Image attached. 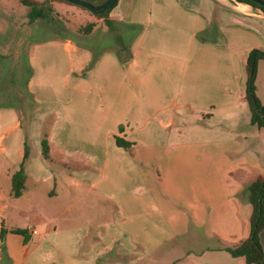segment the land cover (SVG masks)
<instances>
[{
  "label": "crops",
  "instance_id": "1",
  "mask_svg": "<svg viewBox=\"0 0 264 264\" xmlns=\"http://www.w3.org/2000/svg\"><path fill=\"white\" fill-rule=\"evenodd\" d=\"M42 3L71 33L95 30L34 44L27 133L0 107V264H246L226 250L250 235L245 191L264 173V131L245 100L264 14L235 0H118L107 27L66 2ZM103 25L115 39L98 37ZM255 85L264 105V60ZM259 239L264 251V231Z\"/></svg>",
  "mask_w": 264,
  "mask_h": 264
},
{
  "label": "trees",
  "instance_id": "2",
  "mask_svg": "<svg viewBox=\"0 0 264 264\" xmlns=\"http://www.w3.org/2000/svg\"><path fill=\"white\" fill-rule=\"evenodd\" d=\"M52 1L64 2L62 0ZM84 1L97 6L104 3L106 0ZM235 1L258 9L264 14V7H261L250 0ZM117 2L118 0H116L115 4L110 9L91 14L99 19H104V23L107 27H112V23L106 18L109 12L116 6ZM21 3L29 8L27 13L29 24H33L38 20L48 19L52 13V9L47 3H38L34 0H21ZM93 28V24H87L83 27L80 33L88 35L93 31ZM198 37L199 39H202V35H198ZM120 41L121 39L119 38V42ZM21 47L22 46L19 47V51L17 50L18 53L20 52ZM124 52L125 47L121 44L120 50H117V54L119 55L121 61L124 60ZM10 56H13V52H4V47L0 43V107L15 109L21 121V128L25 131V133H27L31 115L37 108L36 101L34 100L32 94L28 91V83L33 75V70L29 63V54H26L25 57L23 56L25 62L22 63V65H15L13 69L4 70L5 60H7ZM260 60H264V51L259 49L251 50L245 64V100L251 115V124L256 125L264 131V105L260 102L256 95L255 85L257 64ZM94 61L95 58L93 59V62ZM115 143L117 147L121 148H128L130 146L129 143L120 138H115ZM41 149L43 158L45 160L48 159L49 145L46 134H43ZM29 158L28 147H26L25 142V152L22 163L19 170L11 177V195L14 198H19L25 188V181L27 178L25 174V165ZM245 192L247 194L248 201L252 206V214L250 217V235L235 248L227 249L226 251L234 258H244L246 264H264V251L259 239L260 233L264 231V173L251 183L246 188ZM12 232L27 238L26 230L14 229ZM5 233L6 231L2 228L0 232L1 243H3Z\"/></svg>",
  "mask_w": 264,
  "mask_h": 264
},
{
  "label": "rangeland",
  "instance_id": "3",
  "mask_svg": "<svg viewBox=\"0 0 264 264\" xmlns=\"http://www.w3.org/2000/svg\"><path fill=\"white\" fill-rule=\"evenodd\" d=\"M38 3H42L43 0H34ZM10 9L0 7V43L4 47V52L11 51L13 56H10L5 60V69H13L15 65L20 66L25 62L23 56L28 55L33 48L34 44L39 42L58 39L62 37H70L78 41H84L83 33H80L87 24L83 25L75 33H71L67 30L69 22L65 17L55 10H52L50 17L45 20H38L33 24H29L27 13L29 8L24 6L20 1H13L10 3ZM80 9V8H79ZM54 11V12H53ZM86 11V10H84ZM95 30V29H94ZM93 30V31H94ZM73 32V30H71ZM98 37H101L104 32L107 35H111L115 39V32L105 25L99 26L96 29ZM104 31V32H103ZM111 38H106L105 41H101L100 49L108 46ZM98 43H96L97 45ZM21 47L20 52L19 47ZM31 143V142H30Z\"/></svg>",
  "mask_w": 264,
  "mask_h": 264
},
{
  "label": "water",
  "instance_id": "4",
  "mask_svg": "<svg viewBox=\"0 0 264 264\" xmlns=\"http://www.w3.org/2000/svg\"><path fill=\"white\" fill-rule=\"evenodd\" d=\"M68 4L74 5L76 7L85 9L87 11H89L90 13H96V12H101L107 9H110L113 7V5L115 4L116 0H106L104 3L100 4V5H91L87 2H85L84 0H62ZM258 5H260L261 7H264V1L263 0H250Z\"/></svg>",
  "mask_w": 264,
  "mask_h": 264
},
{
  "label": "built area",
  "instance_id": "5",
  "mask_svg": "<svg viewBox=\"0 0 264 264\" xmlns=\"http://www.w3.org/2000/svg\"><path fill=\"white\" fill-rule=\"evenodd\" d=\"M33 233L35 234V232L33 231Z\"/></svg>",
  "mask_w": 264,
  "mask_h": 264
}]
</instances>
